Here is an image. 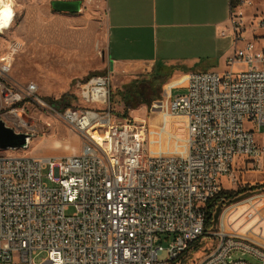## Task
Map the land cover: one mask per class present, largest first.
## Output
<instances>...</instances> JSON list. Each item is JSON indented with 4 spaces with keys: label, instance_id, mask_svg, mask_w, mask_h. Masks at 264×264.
<instances>
[{
    "label": "built area",
    "instance_id": "1",
    "mask_svg": "<svg viewBox=\"0 0 264 264\" xmlns=\"http://www.w3.org/2000/svg\"><path fill=\"white\" fill-rule=\"evenodd\" d=\"M239 3L221 31L235 43L228 69L190 73L187 93L167 106L186 121L182 155L148 153L145 121L117 122L102 110L109 76L78 81L82 107L58 110L38 96L36 83L12 78L9 59L0 61V119L22 133L30 124L20 105L37 101L84 140L80 153L64 157L0 150V264H174L205 236L215 246L198 264H264V241L225 225L229 201L218 200L226 183L237 184V171L260 170L264 155V49L241 35ZM233 252L257 263L234 260Z\"/></svg>",
    "mask_w": 264,
    "mask_h": 264
},
{
    "label": "rangeland",
    "instance_id": "2",
    "mask_svg": "<svg viewBox=\"0 0 264 264\" xmlns=\"http://www.w3.org/2000/svg\"><path fill=\"white\" fill-rule=\"evenodd\" d=\"M15 2L16 20L5 35H0V61L4 58L10 60L11 76L16 82L36 83L40 98L49 104L52 103L54 108L58 107L57 101L64 103L66 109L81 108L83 105L76 96V85L78 81H82L79 79L86 78V75L80 77L76 70L89 69V73L99 72L101 75L109 76L110 102L102 110L110 113L112 119L117 122L145 121L148 127L146 143L148 153L154 155L185 153L187 140L185 118L173 116L167 110V106L187 93L190 72L223 73L228 69L227 57L235 50L232 36L219 38L215 32L206 30L203 35H199L203 41L196 44L197 35L184 29H159L156 35L158 51L151 57L155 64L153 72L121 71L122 69L111 72L106 68L107 59L102 48L96 50L87 46L79 48L75 34L68 33L67 30L59 35V26L53 16L55 12L53 9L50 11L49 5L37 0ZM235 11L243 12L241 35L247 41H252L264 49V27L258 26V22L264 19V0H240ZM238 68L235 66V69ZM160 72L165 74H158ZM127 95L133 98L134 104L131 107L127 106ZM62 98H65L66 102L61 101ZM20 109H25L23 117L30 124L21 131L33 137L29 148L9 153L64 157L82 151L84 144L82 136L37 101L23 103ZM10 118L16 122L12 116ZM262 129L264 130V127ZM258 138L264 148L263 136L259 135ZM236 179V185L226 183V190L236 192L255 186L258 188L247 191L245 196L242 194L233 197L232 201H229V206L224 209L225 213L221 214L222 221L225 225L239 227L242 231L264 241V187H262L264 155L260 170L242 169L237 171ZM248 211H255L257 217L254 220L246 219ZM71 213L73 209L67 212ZM168 244L164 240L163 245L167 247ZM214 246L215 239L206 236L201 238L197 246L190 250L183 264L200 263ZM240 257L257 263L250 255L232 253V259L237 260ZM43 258L44 255L37 261ZM161 258H165V254L161 255Z\"/></svg>",
    "mask_w": 264,
    "mask_h": 264
},
{
    "label": "crops",
    "instance_id": "3",
    "mask_svg": "<svg viewBox=\"0 0 264 264\" xmlns=\"http://www.w3.org/2000/svg\"><path fill=\"white\" fill-rule=\"evenodd\" d=\"M37 1L49 5L52 11V2L55 0ZM79 1L81 10L78 13L53 10L59 35L67 30L68 33L75 34L79 48H102L107 59L106 68L111 72L122 69L121 71L145 73H151L155 69L151 57L158 51L156 35L159 29H184L197 35L196 44L203 41L199 35H203L206 30L213 31L217 37L222 38L221 31L229 25L231 7L236 4V0ZM88 71L89 69H79L75 72L80 77L86 75V78L79 80L101 75L99 72Z\"/></svg>",
    "mask_w": 264,
    "mask_h": 264
},
{
    "label": "water",
    "instance_id": "4",
    "mask_svg": "<svg viewBox=\"0 0 264 264\" xmlns=\"http://www.w3.org/2000/svg\"><path fill=\"white\" fill-rule=\"evenodd\" d=\"M55 12L78 13L81 10V1H61L52 2ZM33 135L17 132L13 127L7 125L6 121L0 119V150H25L29 148Z\"/></svg>",
    "mask_w": 264,
    "mask_h": 264
},
{
    "label": "trees",
    "instance_id": "5",
    "mask_svg": "<svg viewBox=\"0 0 264 264\" xmlns=\"http://www.w3.org/2000/svg\"><path fill=\"white\" fill-rule=\"evenodd\" d=\"M239 0H236V2L235 3H237ZM158 74H160V75H162V74H165L164 72H160V73H158ZM161 77V76H160ZM166 78H168V77H166ZM66 99L64 98H62L61 99V101H63V102H66L65 101ZM126 101H127V106L128 107H131V106H133V98L131 97V96H126ZM52 106H53V104L52 103H50ZM61 105H62V107H61ZM57 108L56 109H58V110H63V109H65V107H64V103L62 104V103H59V101H57ZM262 187H264V185H262ZM258 188V186H255V187H251L250 189H240L239 191H236V192H234V191H228V190H224V191H222V193L219 195V197H218V200L219 199H221L222 197H224V198H226L228 201H232V199H233V197H236V196H238V195H244L245 196V193L247 192V191H249V190H255V189H257ZM238 198V197H237ZM214 210H215V204L214 203H212L211 205H210V207H209V212H208V215H209V218H208V226H210L211 225V223H212V220L214 219L213 218V212H214ZM199 242V240L197 241V242H195L192 246H191V248L188 250V251H186L174 264H177V263H179V264H183V263H185V258L187 257V255H188V253L190 252V250L191 249H193V248H195L196 246H197V243Z\"/></svg>",
    "mask_w": 264,
    "mask_h": 264
},
{
    "label": "bare ground",
    "instance_id": "6",
    "mask_svg": "<svg viewBox=\"0 0 264 264\" xmlns=\"http://www.w3.org/2000/svg\"><path fill=\"white\" fill-rule=\"evenodd\" d=\"M7 6V10L11 12V16L8 20V23L5 25L3 22V14L5 11V7ZM17 16V10H16V2L15 0H0V35H5L7 31H9ZM175 116V115H173ZM90 133L95 137V139L101 141L102 137L98 135L97 133L91 132ZM57 144V143H56Z\"/></svg>",
    "mask_w": 264,
    "mask_h": 264
},
{
    "label": "clouds",
    "instance_id": "7",
    "mask_svg": "<svg viewBox=\"0 0 264 264\" xmlns=\"http://www.w3.org/2000/svg\"><path fill=\"white\" fill-rule=\"evenodd\" d=\"M10 16H11V12L7 10V6H6L3 14V22L5 25L8 23Z\"/></svg>",
    "mask_w": 264,
    "mask_h": 264
}]
</instances>
